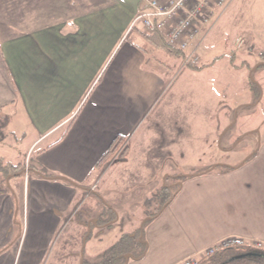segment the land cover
Returning <instances> with one entry per match:
<instances>
[{"label": "crops", "instance_id": "obj_1", "mask_svg": "<svg viewBox=\"0 0 264 264\" xmlns=\"http://www.w3.org/2000/svg\"><path fill=\"white\" fill-rule=\"evenodd\" d=\"M138 10L139 0H0V114L20 112L35 144L49 142L33 167L77 185L30 172L0 184V264H82L85 230L121 220L110 205L117 220L99 228L84 207L93 196L108 204L98 185L115 175L96 163L116 137L119 164H138L147 196L176 175L172 165H206L178 175L195 177L145 228V257L128 264H184L228 238L264 244V138L235 170L199 175L227 152L225 133L238 122L221 116L226 82L208 92L217 102L207 113L218 116L196 124L205 111L193 105L206 94L171 92V76L149 58L162 65L159 52L131 30Z\"/></svg>", "mask_w": 264, "mask_h": 264}, {"label": "rangeland", "instance_id": "obj_2", "mask_svg": "<svg viewBox=\"0 0 264 264\" xmlns=\"http://www.w3.org/2000/svg\"><path fill=\"white\" fill-rule=\"evenodd\" d=\"M214 12L208 23L201 27V31L197 32V37L193 43L200 61L199 67H205L202 71L190 70L184 67L183 62L177 61L175 58L164 61L160 52L157 54V58L163 64L159 66L157 63V66L171 76V84L173 85L171 92L176 90L189 94H206L202 96L201 103L196 100L193 105L196 109L205 111L196 117V124H199L201 120L209 121L210 117L218 116L217 112L211 115L207 113V110L217 102L212 100V96H208V92L213 94L212 92L215 89L218 90L217 88L224 89L222 84H214V82L217 79L225 80L226 83L223 85H226V104L222 106L225 112L223 110L221 116L224 113L228 119L232 114V122L236 119L238 122L234 128L232 127L225 133L222 145L227 152L223 151L224 155L220 156L217 165L210 167H230V164L240 166L254 153L249 149L251 146L249 144L255 141L258 144L264 138V67H258V62L264 63L261 59V56H264V0H225L223 7ZM134 36H136L135 31L130 34L128 40L133 39ZM237 37L242 40V45L239 48H235L233 44ZM231 57L234 61H231ZM149 58L152 59L151 56ZM212 64L214 66L210 67L209 65ZM207 66L209 67L207 68ZM176 102L181 104L184 99ZM175 104L172 106L174 109ZM237 106L238 114L233 111ZM5 118L8 121L1 129L0 156L13 165L19 164L24 168L35 166L37 154L49 142L40 145L35 144V135L28 133V126L20 112L15 110L3 112L0 114V123ZM198 135L199 133L196 134V136ZM220 137L222 138V135ZM117 156L118 154L111 160V162L117 161L116 163L110 164L111 162H108L102 166L100 171L102 174L107 168L112 167V175H115L114 178L108 176L98 185L99 191L102 186L107 187L108 194L105 198L109 205L93 196L92 200L87 202L84 207L89 209L93 218L99 220V224H102L107 218H112L114 214L117 220L115 211L118 212L121 220L116 226L107 228L104 232L92 233L90 237L92 241L90 242L89 239V244L87 246L85 244L86 251L84 252L85 259L89 262L100 260L101 256L119 240L121 235L137 233L144 219L153 216L176 189L171 187L165 193L163 188H157L153 190L151 195L147 196L143 186L145 180L137 176L135 172L138 164H132L129 168H125L119 164ZM241 158L243 159L240 161ZM202 166L206 165H199L196 160L194 163L172 165L176 175H171L172 177L166 179L167 186L175 185L177 182L175 176L183 174V170L195 171ZM219 169L222 170L223 168H216V170ZM15 180L16 178H12L8 185L12 187ZM8 185L7 189L10 188ZM110 205L115 211L109 209ZM99 214L102 216H98ZM85 233L88 234V228ZM92 246L94 249L90 250ZM243 249L258 252L251 247L230 248L226 251ZM206 258L202 256L191 261V264H199Z\"/></svg>", "mask_w": 264, "mask_h": 264}, {"label": "built area", "instance_id": "obj_3", "mask_svg": "<svg viewBox=\"0 0 264 264\" xmlns=\"http://www.w3.org/2000/svg\"><path fill=\"white\" fill-rule=\"evenodd\" d=\"M225 0H139V10L132 23L131 30L139 27L146 35L155 32L164 36L165 44L184 54L183 65L199 67L193 43L197 32L208 23L216 9L223 7ZM235 48L242 45V40H234ZM264 61V56H261ZM251 247L259 253L264 252V244L258 241H245L238 238L225 239L208 249L202 255L211 257L216 253L230 248ZM199 257V258H200ZM195 260V259H194ZM184 264H191V261Z\"/></svg>", "mask_w": 264, "mask_h": 264}, {"label": "trees", "instance_id": "obj_4", "mask_svg": "<svg viewBox=\"0 0 264 264\" xmlns=\"http://www.w3.org/2000/svg\"><path fill=\"white\" fill-rule=\"evenodd\" d=\"M138 32L143 37V39L147 43H149V45L151 46L154 52L156 51L161 52L171 58H175L183 62L184 54L176 49L168 48L165 44L164 36L161 33L155 32L151 35H146L142 33L141 31H138ZM151 58H152L151 60L154 63H158L157 59H155L153 56ZM232 59L233 57H231V60ZM185 67L193 71H201L204 69V66L193 67L189 65ZM259 67H264V63L260 64ZM7 121L8 119L5 118L0 123V147H1V137H2L1 129L7 124ZM122 142H123V139L121 137H116L113 140V142L110 144L107 151L101 156L99 161L96 163V168H100L104 164L110 162L112 158H114V156L117 154H118L117 156L118 162L122 161L123 156H124V149L123 147H121ZM248 160L249 159H247L245 162H247ZM211 168L212 167H210L204 173H201L199 175L208 174L209 172L212 171ZM216 168H223V170L231 171V170H235L237 167L231 168V167H226V166H215V169ZM26 172L34 173L43 179L61 180L71 185L77 186L70 180L64 179L62 177L51 176L47 174L45 171H43L42 169H37L35 167L24 168V167H21V165L19 164L13 165L12 163L7 162L0 156V184H6L7 178H9V181L12 178H21L22 176H24ZM192 177H195V176H182V175L177 176L175 177L177 179V183L175 185L167 186L166 184L165 187L163 188L165 193L167 192V189L171 187L176 188L175 192L166 199V201L162 204V207L159 210H157V212L153 216H150L144 219L141 225V228L137 233L122 235L119 238V240L101 256V259L96 262H89L85 259V256H84L82 264H128L131 260H134V261L142 260L145 257L146 252H147V244H146L145 237H144L145 228L150 222L155 220L161 214L163 209L169 206L171 201L176 197V195L180 191L181 183L184 180L188 178H192ZM115 220H116V216L114 214L112 218L105 219L102 224H99V220H97L96 224L97 226H99V228H104L106 226H110L111 224H113ZM90 237H91V232L89 235L87 233L84 235V239L86 240V242L89 240ZM84 252H85V249H84ZM246 252L248 251L246 249H243V250H232L230 253H246ZM259 254L261 257H263V259L256 258L255 260L246 261L243 264H264V252L259 253ZM224 257H227V255L223 254L222 252H219V253L214 254L211 257H207L206 259H212V262H211L212 264H218L224 260ZM206 259L201 261L199 264L204 263Z\"/></svg>", "mask_w": 264, "mask_h": 264}, {"label": "flooded vegetation", "instance_id": "obj_5", "mask_svg": "<svg viewBox=\"0 0 264 264\" xmlns=\"http://www.w3.org/2000/svg\"><path fill=\"white\" fill-rule=\"evenodd\" d=\"M230 252L231 250L222 251V253L227 255V257H224V260L218 264H243L246 261L255 260L256 258L263 259V257H261L260 254L255 251H248L246 253H230ZM211 262L212 259H206L202 264H212Z\"/></svg>", "mask_w": 264, "mask_h": 264}, {"label": "water", "instance_id": "obj_6", "mask_svg": "<svg viewBox=\"0 0 264 264\" xmlns=\"http://www.w3.org/2000/svg\"><path fill=\"white\" fill-rule=\"evenodd\" d=\"M215 167H212L211 170H213ZM9 181V178L6 179V182L8 183ZM90 234V227H88V235ZM85 244H86V241L85 239L83 240L82 242V252H81V255L83 257V252H84V248H85Z\"/></svg>", "mask_w": 264, "mask_h": 264}]
</instances>
